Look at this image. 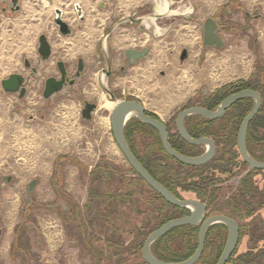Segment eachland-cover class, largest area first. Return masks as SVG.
Segmentation results:
<instances>
[{
    "label": "rangeland",
    "instance_id": "obj_1",
    "mask_svg": "<svg viewBox=\"0 0 264 264\" xmlns=\"http://www.w3.org/2000/svg\"><path fill=\"white\" fill-rule=\"evenodd\" d=\"M44 1L49 4L44 5ZM158 1L160 0L148 3L143 8L145 0H97L94 2L95 9L91 8L92 4L89 6L88 3H82V0H21L18 11L0 10V264H95L100 256V247L110 253L109 261L104 259L106 264H118L113 260L114 250H109L106 242L93 239L103 234L113 236L114 239L120 237L129 243L132 237L130 224L133 222H128L126 218V215L129 216V209L125 201L117 198L113 201L116 206L115 215H111L114 223L111 220L110 225L100 229V221L93 219L92 215L102 214L112 202L105 198L104 193L112 188L115 195L116 190L126 188L127 179L133 178L136 180L133 184L140 182L138 196L147 198V193L150 195V215H155L157 208L164 205L158 198L153 200L155 192L132 171L118 145L114 144L115 141L111 140V144L118 153L113 157H110L108 142L102 140L101 149L107 155H102L98 161L84 159L83 150L87 149L88 139L92 140L96 135L102 137L104 126L111 129L110 117L108 121H101L104 115L109 116L108 111L98 112L97 109L92 121L82 118L83 99L97 103L96 99L89 97L88 92L98 89L110 99L106 90L109 89L116 93L117 100L135 99L138 95L148 112L157 115L174 129L180 110L200 105L203 99L214 94L225 82L242 77L261 80L263 71L259 69L264 62V33H261L263 30L260 32L261 26L256 21H263L260 10L255 11L252 17L245 15L239 23H231L239 27V32L243 35H226L232 40H228V43L226 41L221 49L203 46L201 28L197 29L196 34L183 26L185 20L193 22L194 18L176 15L178 4L173 0L172 7L177 10L175 14L153 21L147 19L145 25L128 21L107 36V30L117 18L127 15L135 18L143 13L152 15ZM75 2L81 3L85 8L86 19L83 22L75 20V24L71 25L73 33L65 37L56 32L53 20L55 9L63 8L65 14L72 16ZM187 16L194 15L192 13ZM131 32L137 42L123 43L129 45L122 46L115 41L120 34L130 36ZM40 34H46L51 39L52 58L38 66V73L32 76L27 85L26 96L19 99L16 93H6L1 81L12 73L25 76L31 74V68L26 67L25 60L28 59L32 66L37 65ZM231 42L237 43L238 47L230 48ZM189 43L192 44L191 48ZM77 47L85 50H75ZM142 47L150 48L145 59L134 65L125 61V49ZM184 51L188 55L182 60ZM107 52L112 57L114 73L109 79L101 73L104 63L94 66L92 61L95 53L103 58V54ZM77 57L86 59L87 74L69 88L67 97L57 95L46 100L42 92L44 79L56 75L55 62L63 60L71 73L75 70ZM242 58L243 69L226 75L227 69L235 66L238 69V60ZM101 74L103 82L100 80ZM128 80H132L133 85ZM33 116L37 118L36 121L31 120ZM55 135L58 136L57 139ZM137 146L141 147L139 141ZM239 161L242 164L241 158ZM98 165L101 169L102 166L107 168L108 176L110 170H116L117 174L110 176L117 179L112 180L111 177L110 180L107 179L109 181L101 182V186L97 185V175L93 170ZM48 168L52 172L50 180L55 194L53 191L48 193V188H45L48 185L40 177L46 173L48 178ZM247 168L248 166L240 165L233 170L244 176L249 170ZM218 176L220 183L231 177L228 173ZM8 177L11 178L10 181ZM33 179H38L39 182L27 204L23 197ZM254 180L260 191L255 198L259 206L254 214L257 221L255 219V222H251L250 218H243L242 238L228 264H264V171L256 172ZM239 181L240 178L237 177L227 182L230 189L218 192L220 202L227 201L225 199L235 190ZM58 188L60 194L67 193L72 199H67L64 206ZM92 192L93 197H90ZM184 196L198 197L194 192L185 193ZM66 204L79 207L80 213L76 209L66 216ZM24 205L26 209L23 213ZM137 223L140 224L139 221ZM247 230L255 235L247 233ZM84 238H89L90 242L86 241L89 245ZM136 256L143 264L141 252L138 251ZM215 260L206 261L204 258L197 264H212ZM100 262L105 263L103 259Z\"/></svg>",
    "mask_w": 264,
    "mask_h": 264
},
{
    "label": "water",
    "instance_id": "obj_2",
    "mask_svg": "<svg viewBox=\"0 0 264 264\" xmlns=\"http://www.w3.org/2000/svg\"><path fill=\"white\" fill-rule=\"evenodd\" d=\"M20 0H11L12 11H18L20 9ZM16 6V7H14ZM80 13H82V8L79 4L76 5ZM56 18L55 24L59 26L60 32L63 35H69L72 33L70 25L62 18V9L58 8L55 10ZM159 16V15H153ZM138 21V19H133ZM220 25L216 19L209 17L207 18L202 26L203 30V46L205 48L216 47L221 49L224 47L225 42L222 36L219 34ZM38 57L36 59L37 65L32 66L31 62L26 59V67L31 68V74L27 77L21 73H12L6 79L2 80V86L6 93H19V97L23 98L26 94L25 82L30 79L31 75H36L38 73V66L42 64V61L49 59L51 56V45L48 42V37L46 34H40L38 38ZM149 52L148 47H143L142 49L128 48L125 50V56L130 60V64H136L138 60L146 58ZM187 51H184L181 59L185 60L187 58ZM59 70L62 75L61 80H57L56 77L52 76L46 79V86L43 92L45 98H50L57 91L62 89L63 82L66 80V66L63 61L58 62ZM84 70L83 59L79 60L78 70L75 74L76 77H80L81 72ZM75 78H72L67 87L75 83ZM111 96V100L116 102L114 108L109 113L111 129L114 140L118 145L119 149L125 156L126 160L134 171L157 193H159L167 202L172 205L189 208L191 213L186 216L177 217L167 221L161 227L152 231L144 241L141 252L143 259L148 264H197L204 253L205 249V235L207 229L210 225L214 223H223L228 227V240L222 252V255L216 262V264H227L229 259L232 257L234 251L239 244V226L238 222L223 214H215L206 218L207 215V205L197 199H180L176 197L166 186L161 182L156 180L149 171L144 167V165L139 161L136 155L133 153L127 139L125 136V126L128 121L134 117L138 118L144 124L149 125L156 129L161 137L163 147L165 151L178 160L179 162L191 165V166H201L209 161H211L215 155V143L213 139L208 137L195 138L190 135L186 128V119L192 115H199L208 119H218L224 116L226 110L231 107L235 102L240 101L245 98H251L254 100V105L252 109L247 113V115L241 121L239 131H238V148L243 160L253 169L264 170V161H259L254 159L248 152L247 149V130L249 124L254 119L256 114L262 107V94L256 89H244L235 93L228 95L216 109L210 110L203 105H193L180 110L176 118V128L181 137L189 142L190 144L201 145L205 144L208 149L205 153L199 156H187L177 152L169 141V132L167 130V125L161 118L153 117L147 113V109L143 102L136 97L135 99H122L117 100L114 95L106 89ZM206 92V91H205ZM98 105L93 102L85 101L84 109L82 110V118L86 121H92L93 114L97 110ZM11 178H9L10 181ZM38 183L37 179H33L26 190V194L23 197L24 203L29 204L31 201V195L36 188ZM26 206H22V211H25ZM200 225V230L198 234V246L192 256L189 258L178 261L169 262L156 257L152 251V245L159 238L167 234L170 230L183 226V225Z\"/></svg>",
    "mask_w": 264,
    "mask_h": 264
},
{
    "label": "trees",
    "instance_id": "obj_3",
    "mask_svg": "<svg viewBox=\"0 0 264 264\" xmlns=\"http://www.w3.org/2000/svg\"><path fill=\"white\" fill-rule=\"evenodd\" d=\"M259 70L263 71V75L261 76V80H259L258 78H256V79H239V80H236L234 82H230V83L225 84L222 87L216 89L214 94H212L210 96L208 95L207 98L205 100L203 99V101L199 104L209 108L210 110H214L228 96L229 91L232 89H238L239 88L238 89L239 91L244 90V89L259 90L262 94V97H263L262 108H261L260 112L257 114V116H255L252 123L256 124V125L260 124L261 126L263 125V127H261V128H264V62L262 63V67ZM253 105H254L253 99L251 100V98H245V99H242L239 102L233 104L231 107H234L235 110H232V108L230 107L227 110V113L223 118L215 120V119H208V118H205V117H202L199 115H192L186 119V123H197L198 124V126L194 127V129L190 131V134L193 137H200V136H204V135L209 136V135H214V134L216 135L217 133L218 134L219 133H225L224 139L229 140L234 144L236 142V136H237V134L235 132H237L236 130H238L237 129L238 126L241 124V121L247 115V113L252 109ZM237 107H239L240 110L237 111L236 110ZM147 113L152 115L153 117L158 118V116L153 114V113H150V112H147ZM132 122L135 123V128H133L131 130L129 125L131 126ZM217 122L222 124V126H220L219 128L214 127V126H209V124L211 125L212 123H217ZM227 122H230L233 124L231 126H224L225 123H227ZM234 123L235 124L238 123V125L235 127ZM145 127H147V125L135 117L132 119L131 122H129L127 124L125 131L128 130V128H130L129 132L131 134L132 133L135 134V131H137L138 135H142L144 133L143 131L145 130ZM126 135H128V132L126 133ZM175 136H179L178 133H176ZM175 136H173L171 139H173ZM252 136H253V139L256 143H258L260 141L261 142L260 144H263L264 129H263V131L258 130V133L256 135H252ZM138 139H140V138H138ZM171 142L174 145L175 149L178 152H180V148L177 145H175V141L171 140ZM185 145H187V144H185ZM142 147L144 148V150H142V152H143L142 154L144 155L143 157L146 159V163L142 161L141 156L138 153H135L133 151L135 153V155L139 158V160H141V162L144 164L146 169L149 171V173L156 180H158L163 185H165L167 188H169L171 190V192H175L174 191L175 190V188H174L175 171L178 170V167L176 165L177 161L175 160V158L170 157L165 152L162 145L159 142H157L156 140H154L150 145H148V146L143 145ZM142 147H141V149H142ZM180 147L182 148V146H180ZM188 154H190L192 156H199L202 154V149L200 148V146H191V149L188 152ZM219 166H218V169L223 170L224 165H219ZM221 167H223V168H221ZM95 169L96 170H93V173L95 172L94 174L97 175L95 181H97V185L100 184V186L102 185L101 182L104 183V182H106L107 179L110 180L111 177H113L117 174L116 170L112 169V170H110V175H113V176H110V175L108 176L107 175V173H108L107 168L102 166V169H101L100 165H98ZM131 169H132V171H134L133 168H131ZM198 169H200V168H198ZM111 179L115 180L117 178L113 177ZM109 180H107V181H109ZM205 180L206 179H204V180L198 179V180L192 181V184H191V185H195L196 187H199V189L197 191H196V189H193V190L196 191L197 196L201 199H203L204 197H208V198L213 197L215 190L209 189L208 186L217 183V181H219L220 178L214 177V176L210 177V179L207 178V180H209V182L206 185H203ZM127 181H128V184L126 185V188H124V190H116L115 191L117 195L116 194L113 195L112 188L108 193H104L105 198L112 200V202H110V204L107 205L108 208L104 209L102 214H100V213L99 214H93L92 218L98 219L100 221V223H101V224H99L100 229H104V227L108 224L110 225V221L112 220L111 215L112 216L115 215L114 210H116V206L114 205L113 201H116L117 198H121L123 201H125L126 207H128V209H129V214H128L129 216L127 217V215H126V218L128 219V222H133L132 224H130L131 234H132V236H135L134 239H136V238L137 239L136 240L132 239V241L130 243H128L125 239L121 240L120 237H116L114 239L113 236H109V235L104 236L103 234H99V236H98L99 238L97 237L96 239H93V240H99V241H102L104 243L106 242L108 249L114 250L113 260L115 262H118V264H130V262H129L130 259L133 260V264H135V263L136 264H139V263L142 264V262H140L138 260V257L136 255H138V251L139 252L141 251L142 246H143L144 241L146 240L147 236L153 230L159 228L163 222L165 223L168 220H170L172 215L168 214L166 203L165 204L163 203L164 205L157 208L158 210L156 211L155 215H150L149 207H148V206L152 205V202H150V201H152L150 199V195L147 193V195H148L147 198H142L140 195L138 196V190L137 191L135 190L137 182H135V184H133V182L136 180H134L133 178H129V179H127ZM54 185L57 186L58 184L54 183ZM139 186H140V182H138V187H136V188L139 189ZM59 189L60 188H58L57 190H58L59 196L62 195L60 197L62 205H64V203H66L67 199L69 201L72 200L71 197L67 193L61 192V194H60ZM151 189L155 192L153 200H155V198H158L159 196H161L153 188H151ZM201 189H204V191ZM259 192H258V188L254 185L253 179L248 176L247 178L244 179V186L241 189V191L239 193H235L234 196L231 197V199L226 201L225 204H227V205L222 206V208L220 209V213L230 215V216H234L236 219H238L239 222H242L243 218L244 219L250 218L252 220L251 222H253V221L255 222L256 218L254 217L255 216L254 214L256 213L257 209L259 208V206L257 205V200H255V198L258 196ZM90 197H93V192L90 193ZM148 197H149L150 201H148ZM215 198L216 199L219 198L218 194L216 195ZM73 206L74 205H67L66 206L65 210L68 213L66 216L71 214V212L73 210L76 211V209H78L79 213H80L81 209L79 207L74 208ZM134 216L137 218V219L135 218L136 221L140 222L139 225L135 221ZM256 221H257V219H256ZM113 223H114V221H113ZM133 228H134V230H133ZM195 230L197 231V229H195ZM173 231H175V230H173ZM173 231L169 232L165 236H163V237L159 238L157 241H155L152 245V251L156 257H158L162 260H165V261H169V262L183 261V260L189 258L190 256H192L194 254V252L198 246V243L196 241L195 242H181V241L177 242V241H174L175 239H174ZM248 232L251 233L252 231L247 230V233ZM251 235L254 236L255 234L252 232ZM84 240H85V242L87 240L90 242L89 238H87V239L84 238ZM104 246H106V244ZM221 246H224V243H222ZM208 249H209V246L207 244L205 251L202 254L199 262L202 261V259H204V258L206 259V261L208 259H216L215 262L212 263V264H216V262L218 261L219 258L218 257H211L210 253L208 254V251H209ZM98 253L100 256L97 258V261L95 262V264H103L100 262L101 259H103V261L105 262L104 264H106L107 262L104 259L109 261L110 253H106L104 251V247H102V248L100 247ZM143 264H148V263L146 261H144Z\"/></svg>",
    "mask_w": 264,
    "mask_h": 264
},
{
    "label": "flooded vegetation",
    "instance_id": "obj_4",
    "mask_svg": "<svg viewBox=\"0 0 264 264\" xmlns=\"http://www.w3.org/2000/svg\"><path fill=\"white\" fill-rule=\"evenodd\" d=\"M155 0H153L154 2ZM11 0H0V10L2 12H7L8 10H11L12 9V4L10 3ZM21 0L19 1V4H20ZM95 1H93L94 3ZM64 4H67V3H64ZM79 4L80 7L82 8V13L79 12V10L77 9L76 5ZM74 10L73 11V15L71 16L69 13L65 14V10L63 8H60L62 9L63 13H62V18L63 20H65L69 25H70V28H71V24L69 23V21H67V15H69V17H72L73 18V21L75 20H79V21H85L86 19V10L85 8L82 6L81 3L79 2H75L74 4ZM100 7H102V5L100 4L99 5ZM16 7V6H14ZM59 7H57L56 9H58ZM55 9V10H56ZM56 13V12H55ZM155 13H152V15H154ZM55 18H56V14H55V17H54V23H55ZM259 18H261V15L259 16ZM132 19H138V23H140L141 21H139L140 19L138 17H132V16H123V17H119L117 18L114 23L111 25V28H109V30H107V36L110 35L117 27H121L124 23L126 22H130ZM145 23V22H144ZM56 26V32L59 33L60 35L62 36H70L72 33H73V30H72V33L69 34V35H63L61 32H60V29H59V26ZM72 29V28H71ZM203 32V30H202ZM47 36V35H46ZM128 35L126 34H120V36H118L115 40H118L119 41H122L121 38L122 37H126ZM48 37V42L50 43L51 45V56L49 59H46L43 62H46V61H50V59L52 58V54H53V48H52V41L51 39ZM123 43V42H122ZM39 46V44H38ZM143 48V47H142ZM140 48V49H142ZM128 49V48H127ZM134 49V48H133ZM149 49V48H148ZM126 50V49H125ZM125 50H124V58H125V61L127 63L130 64V60L126 58L125 56ZM149 54V52H148ZM147 54V55H148ZM39 55V53H38ZM95 56V59L92 60L94 61V66L97 65V64H103V68L101 69V73L102 74H105V76L109 79L111 78L114 73H113V68H112V65H113V60H112V57L110 56L109 52H107L106 54L104 53L103 54V58H101V56L99 54H94ZM147 57V56H146ZM80 59H83V62H84V70L81 72V75L80 77H76L75 74L78 70V64H79V60ZM145 59V58H144ZM142 60V59H141ZM60 61H63V60H57L55 62V69H56V75H50L48 76L47 78L49 77H56L57 80H61L62 79V75H61V72L59 70V66H58V62ZM139 61V60H138ZM137 61V62H138ZM64 62V61H63ZM136 62V63H137ZM37 63V61H36ZM64 65L66 66V63L64 62ZM133 65V64H131ZM123 68L121 69V71L124 70V66H122ZM30 68V67H28ZM66 70H67V74H66V80L63 82V86H62V89H60L59 91H57L54 95H52L50 98H44L46 100L48 99H51L57 95H63V96H68V90L70 87H73L77 81L82 77L84 76L85 74H87L88 72V67H87V64H86V59H84L83 57H77V62H76V67H75V70L74 72H69L68 71V68L66 66ZM101 74V76H103ZM32 76L34 75H31L30 76V79L32 78ZM100 76V78H101ZM27 77V76H26ZM76 77V80H75V83L73 85H70L67 87V84L69 83V81L72 79V78H75ZM44 79V87H43V91L45 90V86H46V79ZM29 80H27L25 82V87H26V93H27V85L29 83ZM101 80V79H100ZM1 84H2V81H1ZM3 87V86H2ZM239 89V88H238ZM238 89H232L229 91L228 95L232 94V93H235V92H238L239 90ZM109 90V89H108ZM110 91V90H109ZM100 95H102L103 93L101 91H98ZM114 97L116 98V93L115 92H111ZM206 93V92H205ZM19 97V93H16ZM26 96V94H25ZM24 96V97H25ZM23 97V98H24ZM136 97V96H135ZM19 99H22L19 97ZM96 99L97 103L98 104V112L100 110V112H109V110H107L106 108L108 107V103H110V99L111 96H110V99L108 97H106V101H107V104L105 106H101L100 105V102H99V97L97 98H94ZM117 99V98H116ZM252 100V99H251ZM262 100H263V97H262ZM85 101H88L87 99H83L82 101V108H81V115H82V110L84 109V102ZM91 102V101H89ZM239 102V101H237ZM235 102V103H237ZM94 103V102H93ZM234 103V104H235ZM110 106V105H109ZM230 108V107H229ZM228 108V109H229ZM232 110H235L234 107H231ZM262 108V107H261ZM227 109V110H228ZM227 110L224 114V116L226 115L227 113ZM236 110H240L239 107L236 108ZM261 110V109H260ZM259 110V112H260ZM148 112V111H147ZM243 112V111H242ZM258 112V113H259ZM257 113V114H258ZM256 114V116H257ZM224 116H222L221 118H223ZM135 118V117H134ZM255 118V117H254ZM133 119V118H132ZM132 119H130L128 121L131 122ZM220 119V118H218ZM31 120L32 121H36L37 118L35 116L31 117ZM216 120V119H215ZM254 120V119H253ZM253 120L251 121V123L249 124V127H248V130H247V149H248V152L249 154L254 158V159H257L259 161H264V141H263V144H260L261 142L259 141L258 143H256L253 139V136L252 135H256L258 133V130L261 131L263 130L264 128H261L263 127V125L261 126L260 124L259 125H256V124H253ZM136 122V121H135ZM127 123V124H128ZM126 124V126H127ZM186 124V128L188 130V132L190 133L191 130L194 129V127L198 126L197 123H185ZM233 123H230V122H227L225 123L224 126H231ZM235 124V123H234ZM167 130L169 132V141H170V144L172 145V147L175 149L174 145L172 144L171 140L175 141V145H177L179 148H180V152L181 154H184V155H187V156H192L190 154H188V152L190 151L191 149V146H200V148L202 149V154L205 153L208 149V146L205 145V144H201V145H195V144H190L189 142H187L186 140H184L181 135L179 134V132L177 131V128H176V123H175V128L173 129V127H171V125L167 124ZM238 125V123L235 124V127ZM126 126H125V129H126ZM209 126H214V127H217L219 128L220 126H222V124L220 123H212L211 125L209 124ZM129 127L131 128V130L133 128H135V123L132 122L131 126L129 125ZM239 127L240 125L238 126V130H236L237 132H235L237 134L236 136V142L233 144L231 141L229 140H226L224 139L225 137V133H217L216 135H204V136H200V137H195V138H201V137H208V138H211L213 139L214 143H215V147H216V150H215V155L213 157V159L211 161H209L208 163L204 164V165H201V166H191V165H186V164H183L181 162H179L178 160L176 165L178 167V170L175 171V181H174V188H175V192H172L176 197L180 198V199H197L201 202H204L206 203L207 205V215H206V218L207 217H210L212 215H215V214H223V213H220V209L222 208V206H226L227 204H225L226 202H224V200L222 202L219 201V198H215L216 195L218 194L219 191H224V189H226L227 191L230 189L229 188V185H227V182L229 180H233L237 177L240 178V181L238 183V186L235 188V190L229 195L227 196V198L225 200H229L231 199L232 196H234L235 193H239L241 191V189L243 188L244 186V179L247 178L248 176L250 178L253 179V182H254V185L258 188V192H259V187L256 183V181L254 180V176L256 174V172L258 171H264V170H257V169H253L251 168L242 158L241 154H240V151H239V148H238V142H237V137H238V131H239ZM130 128H128V130L125 131V136H126V139L132 149V151H134L135 153H138L140 156H141V159L143 162L146 163V159L143 157L144 155L142 154V150H144V148L142 147L143 145L144 146H148L150 145L154 140H156L157 142H159L162 147H163V144H162V140H161V137H160V134L159 132L154 129L153 127L147 125V127H145V130L143 131L144 133L142 135H138L137 134V131H135V134H131L129 132ZM128 132V135H126V133ZM257 132V133H256ZM176 133H178L179 136H175ZM234 133V134H235ZM138 135V136H137ZM191 135V134H190ZM173 136H175L173 139H171ZM193 137V136H192ZM140 138V139H138ZM140 143V146L142 147V149H140L138 146H137V143ZM144 143V144H143ZM187 144V145H185ZM182 146V148L180 147ZM164 148V147H163ZM165 150V149H164ZM176 150V149H175ZM177 151V150H176ZM133 152V153H134ZM166 152V151H165ZM178 152V151H177ZM196 152V151H195ZM134 153V154H135ZM167 153V152H166ZM168 154V153H167ZM169 155V154H168ZM170 156V155H169ZM137 157V156H136ZM172 157V156H170ZM192 157H195V156H192ZM138 158V157H137ZM173 158V157H172ZM239 158L242 159V164H240L239 162ZM139 159V158H138ZM141 162V160H139ZM142 163V162H141ZM215 163H219V165H224V168L223 170H219L218 169V166L219 165H214ZM236 163H238L239 165H237ZM143 164V163H142ZM144 165V164H143ZM248 166L247 169V172L244 176H241L240 174L241 173H236L234 172V168L235 167H239V166ZM145 167V166H144ZM220 167V166H219ZM132 168V167H131ZM146 168V167H145ZM200 168V169H198ZM134 170V169H133ZM136 173V172H135ZM230 174L231 177H228L224 183H220L221 181H217V183L213 184V185H209V189H214L215 192H214V195L212 198H208V197H204L203 199L199 198V197H195V198H187L184 196L185 193H196V191L199 189V187H196L195 185H191L192 184V181H195V180H204V184L203 185H206L209 180H207V178L210 179V177L214 176V177H218V174L220 175H224V174ZM137 174V173H136ZM138 175V174H137ZM197 175V176H196ZM139 176V175H138ZM140 177V176H139ZM10 177H8V180H9ZM11 180V179H10ZM145 182V181H144ZM146 183V182H145ZM147 184V183H146ZM226 184V185H225ZM165 186V185H164ZM220 186V188H219ZM136 187H138V182L136 183ZM135 187V190L137 191L138 188ZM169 189V188H168ZM193 189H196V191H194ZM170 190V189H169ZM204 191V189H201ZM171 191V190H170ZM216 193V195H215ZM26 194V193H25ZM209 194V193H208ZM25 196V195H24ZM215 196V197H214ZM158 199H160L161 201H163V203L167 204L166 207H167V210H168V214H171L172 217L171 219H174V218H177V217H181V216H186V215H189L191 213V210L189 208H182V207H178V206H175V205H172L170 204L169 202H167L162 196H159ZM64 206V205H63ZM24 213V211H23ZM22 213V214H23ZM223 215H226V214H223ZM230 218H233L235 219L237 222H238V226H239V232H240V237H239V243L241 241V238H242V233H243V228H244V225L242 222H239L238 219H236L234 216H230V215H226ZM23 219V218H21ZM170 219V220H171ZM169 221V220H168ZM166 223V222H165ZM164 222L162 223L165 224ZM161 225V226H162ZM160 226V227H161ZM197 229V231L195 230ZM156 230V229H155ZM175 230V231H173ZM199 230H200V225H191V224H187V225H183V226H179V227H176L172 230H170L169 232H172L173 231V235H174V241H177V242H197L198 243V234H199ZM154 231V230H153ZM168 232V233H169ZM167 233V234H168ZM166 235V234H165ZM164 235V236H165ZM163 237V236H162ZM135 236H132L131 239L129 240V243L132 241V239H134ZM228 240V227L223 224V223H214L212 225H210L207 229V232H206V235H205V248L208 244L209 246V251H208V254L210 253V256L211 257H218L220 258V256L222 255V252L224 250V247L226 245V242ZM224 243V246H221V244ZM239 246V244H238ZM238 248V247H237ZM236 248V250H237ZM236 250L234 251V253L236 252ZM205 251V249H204ZM141 252V251H140ZM233 253V254H234ZM141 257H142V252H141ZM143 259V257H142ZM144 260V259H143ZM145 261V260H144ZM130 264H133V260L130 259ZM136 264V263H135Z\"/></svg>",
    "mask_w": 264,
    "mask_h": 264
},
{
    "label": "crops",
    "instance_id": "obj_5",
    "mask_svg": "<svg viewBox=\"0 0 264 264\" xmlns=\"http://www.w3.org/2000/svg\"><path fill=\"white\" fill-rule=\"evenodd\" d=\"M131 1L133 2V0H130V2ZM145 1H146L145 4L142 5L143 8L147 7L148 3L153 2V0H145ZM173 1L178 4V7H177L178 12L176 13V15L188 17L190 19L194 18L193 22H191L189 20L187 22H186V20L184 21L185 24L183 26L188 28L189 32L197 34V32H198L197 29L201 28L200 33L203 34L202 26H203L204 21L207 18L212 17V18L216 19L220 25L219 34L224 39L225 44H226V41L228 43V40H232V39L228 38L227 36L233 37V36H238L239 34L243 35V33L239 32L240 28L236 27L233 24L231 25V23L241 22L244 19L245 15L252 17L253 13L255 11H258V10L261 11V13L263 14V17H264V0H173ZM153 13H155V11ZM192 13L194 16H187L190 14L192 15ZM154 15H156V13ZM164 16H168V14L153 16V15H147L146 13H143L140 16L138 15V18L140 19L139 21L142 20L140 23L134 21L133 19L130 21V23L144 24L145 20H147V19L149 20L150 17H154V19H159V18H162ZM191 17H193V18H191ZM262 20L263 21L261 22L259 19L258 20L256 19L257 24L261 26V27L258 26V28L260 27L259 28L260 32L263 30L261 33H264V18ZM150 21H152V20H150ZM235 27H236V29H235ZM117 29H118V27L115 30H117ZM154 34L156 35V32H154ZM131 35H133L132 32H131L130 36L128 34V37H130L133 41H135L136 39L133 38ZM116 42H118V41H116ZM135 42H137V41H135ZM118 43H121L122 46L129 45V44H122V41H120ZM188 45L191 48L190 45H192V44L189 43ZM229 46H231L230 48H235V47L237 48L238 47L237 43H233V42H231V44ZM149 52H150V48H149ZM238 62L240 63V64H238V69L236 68V66H235V68L233 67L232 69L229 68L230 70L229 69L226 70V75L228 74V72L232 75L233 73H235L237 71L239 72V69H243L241 67V65H244L243 58L240 61L238 60ZM246 78L247 77H242V78H238L237 80L246 79ZM128 81L131 82V85H133L132 80H128ZM234 81H236V80H229V81L225 82L223 85L228 84L230 82H234ZM136 97L139 98L138 95H136ZM93 128L96 129L95 126ZM110 130L112 131V129H110ZM111 131H109L108 127L104 126L103 130L101 131L103 134L102 137H100L99 135H96L94 137V139H92V140L88 139L87 149L83 150V152L85 154L84 159L85 158L89 159V160L97 159L96 161H98V160H100L102 155H107V152H105L103 149H101L102 140L103 141L106 140L108 142L109 153H111V155H112V156L110 155V157H113V155L116 154L115 147L111 144V140L115 141L113 139L114 137H112L113 134ZM109 133H110V135H109ZM114 144L116 145V142H114ZM88 167L91 168V166H88ZM49 169H48V178H47L46 173L42 174V176L40 175V177L44 178L45 185H48L45 187V188H48V193H52V191L54 192V187H52V184H51L50 178L52 176V172H50ZM37 177H39V175ZM38 182H39V180H38ZM37 186H38V183H37ZM54 194H55V192H54ZM20 219H21V217H20Z\"/></svg>",
    "mask_w": 264,
    "mask_h": 264
},
{
    "label": "bare ground",
    "instance_id": "obj_6",
    "mask_svg": "<svg viewBox=\"0 0 264 264\" xmlns=\"http://www.w3.org/2000/svg\"><path fill=\"white\" fill-rule=\"evenodd\" d=\"M93 1H97V0H82V3L84 2V3H88L87 5H89L90 6V4H92V7L91 8H95L94 6H95V3H93ZM134 1V0H133ZM136 1V0H135ZM132 2V1H131ZM174 2V1H173ZM173 2L171 1V0H160V1H158L157 3H156V6H155V8H154V11H155V13H156V15H164V14H175L176 12H177V10H174L173 9ZM56 3V2H55ZM55 3L53 4V5H55ZM38 4V3H37ZM43 4L44 5H48L49 3H48V1H44L43 2ZM61 4V3H60ZM59 4V5H60ZM52 5V6H53ZM58 5V4H57ZM62 5V4H61ZM38 6V5H37ZM51 6V7H52ZM119 7V6H118ZM33 8H35V7H33ZM40 9H41V7H40ZM96 9V8H95ZM32 11H33V9H32ZM36 11L37 10H35V13H36ZM97 11V10H96ZM89 12V11H88ZM34 13V12H33ZM34 13V14H35ZM98 13V12H97ZM96 13V14H97ZM34 14H33V16H34ZM94 14V13H93ZM101 15V14H100ZM92 16V15H91ZM95 16V15H94ZM107 16V15H106ZM35 17V16H34ZM104 19H105V17H104ZM99 20V19H98ZM102 20H103V17H102ZM102 20H100V21H102ZM149 20H154V17H150V19ZM67 21H69V23L71 24V25H73V24H75V21H73V18L72 17H69V15H67ZM87 21H89V20H87ZM105 21V20H104ZM94 22V21H93ZM187 22V21H186ZM102 25V24H101ZM93 27V26H92ZM87 28V27H86ZM89 28V27H88ZM91 28V27H90ZM178 28V27H177ZM86 32H87V30H86ZM90 32V31H89ZM121 40H122V42L123 43H128V42H130V43H134L135 41H133L130 37H128V36H126V37H122L121 38ZM115 41H118V40H115ZM122 43V44H123ZM78 49H76L75 48V50H78V51H83V50H85V49H83V48H81V47H77ZM74 51V50H73ZM101 82H103V76H101ZM91 92V91H90ZM88 92L89 93V97L90 98H97V97H99V102H100V105L101 106H105L106 104H107V101H106V97H107V95L106 94H102V95H100L99 94V92H98V89L96 90H93V92ZM115 104H116V102H114V101H110V103H108V107L106 108L107 110H109V113L111 112V110L114 108V106H115ZM110 105V106H109ZM103 116V115H102ZM104 120L106 121H108L109 120V116H103L102 117V122H104ZM111 123V122H110ZM104 128V127H103ZM110 129V128H109ZM56 136V135H55ZM57 137L58 136H56V139H57ZM63 139V138H62ZM115 152V151H114ZM117 152V151H116ZM118 153V152H117ZM49 169V168H48Z\"/></svg>",
    "mask_w": 264,
    "mask_h": 264
}]
</instances>
